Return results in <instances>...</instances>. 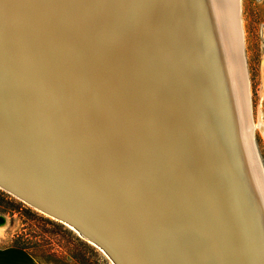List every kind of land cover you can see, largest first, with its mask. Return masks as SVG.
<instances>
[{
    "label": "bare ground",
    "instance_id": "obj_1",
    "mask_svg": "<svg viewBox=\"0 0 264 264\" xmlns=\"http://www.w3.org/2000/svg\"><path fill=\"white\" fill-rule=\"evenodd\" d=\"M206 2L224 85L195 0H0V146L139 264H264L242 0Z\"/></svg>",
    "mask_w": 264,
    "mask_h": 264
},
{
    "label": "rangeland",
    "instance_id": "obj_2",
    "mask_svg": "<svg viewBox=\"0 0 264 264\" xmlns=\"http://www.w3.org/2000/svg\"><path fill=\"white\" fill-rule=\"evenodd\" d=\"M241 4L252 111L256 123L264 126V0H242ZM254 136L264 166V129L260 125ZM2 204L17 207L0 212L6 218V223L0 227V241L4 245L29 246L42 264H115L100 247L75 229L0 188V207Z\"/></svg>",
    "mask_w": 264,
    "mask_h": 264
},
{
    "label": "water",
    "instance_id": "obj_3",
    "mask_svg": "<svg viewBox=\"0 0 264 264\" xmlns=\"http://www.w3.org/2000/svg\"><path fill=\"white\" fill-rule=\"evenodd\" d=\"M195 1L197 2V5L201 6L203 18L207 23L205 33H207L208 43L211 44V46L213 45V59L215 60L218 73L220 74V81H222L223 84L222 62L220 60L221 54L219 52V44L217 43V39L214 35V30L212 29V21L206 8L207 2L206 0ZM1 129L0 122V134L4 135ZM12 153H14V151L10 152L7 145L5 147L0 146V156L13 171L12 172L9 169L4 170L0 167V188L15 195L37 210L43 211L66 225H71L82 237L102 248L105 253L108 254L109 257L117 264H123L121 258L117 254V250L119 248L124 250L122 251L132 262L135 260V264H139L136 260L137 256L133 252L131 244L132 240L135 241L136 239L141 237L143 238L144 236L137 234V236L132 235L129 237L124 233L120 226L113 224L106 225L105 221L94 211L93 204L87 194L84 195L83 193L80 200L78 202H74L71 197L66 195L64 192H59L56 185L54 186L53 184L54 180L57 181L56 178L59 177V174L46 176L48 180L43 177L44 182H42V187L34 178H28L27 174H18L13 166L16 164L14 163ZM43 164L45 167L48 165V167H50L53 171H58L55 166L49 162L47 163V161ZM76 171L78 172V170ZM72 206L81 211L86 218L91 220V223L85 220L82 216L76 215L72 211V209H74ZM79 208L82 209L80 210ZM131 222L132 221L128 222L129 225H131ZM5 223V216L0 215V225L2 226ZM133 229L135 230V227ZM122 240L127 245L125 244L120 246Z\"/></svg>",
    "mask_w": 264,
    "mask_h": 264
},
{
    "label": "crops",
    "instance_id": "obj_4",
    "mask_svg": "<svg viewBox=\"0 0 264 264\" xmlns=\"http://www.w3.org/2000/svg\"><path fill=\"white\" fill-rule=\"evenodd\" d=\"M0 264H41L28 250L0 241Z\"/></svg>",
    "mask_w": 264,
    "mask_h": 264
},
{
    "label": "trees",
    "instance_id": "obj_5",
    "mask_svg": "<svg viewBox=\"0 0 264 264\" xmlns=\"http://www.w3.org/2000/svg\"><path fill=\"white\" fill-rule=\"evenodd\" d=\"M4 194V193H3ZM4 196H5V194H4ZM3 202H4V199H3ZM2 207H0V212H3V213H6L7 211H8V209H12V210H15V209H17V207H16V205H9V206H5V205H1ZM10 206H12V207H10ZM13 206H15V207H13ZM12 246H15V247H19V248H22V249H26V250H28L31 254H32V252L30 251V249H29V246H25V245H21V244H18V243H16V244H13ZM33 255V254H32ZM34 256V255H33ZM35 257V256H34ZM36 258V257H35ZM37 259V258H36ZM38 260V259H37ZM39 261V260H38ZM40 262V261H39ZM41 263V262H40ZM42 264V263H41ZM83 264H87V263H83Z\"/></svg>",
    "mask_w": 264,
    "mask_h": 264
}]
</instances>
